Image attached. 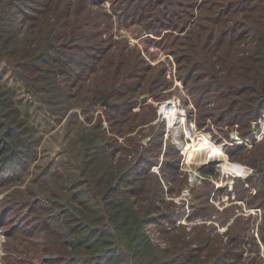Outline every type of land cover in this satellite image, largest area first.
Masks as SVG:
<instances>
[{"label":"rangeland","instance_id":"1","mask_svg":"<svg viewBox=\"0 0 264 264\" xmlns=\"http://www.w3.org/2000/svg\"><path fill=\"white\" fill-rule=\"evenodd\" d=\"M217 3L222 2L151 0L147 4L141 0L92 1L89 4L94 12L88 28L90 44H96L103 56L96 73L101 71L103 63L109 65L107 68L102 65L105 69L101 74L94 73L91 78L98 76L103 81L105 72L107 75L115 69L112 64H121L120 54L125 53L123 59L129 63L128 83L141 82L143 85L138 93L128 92L117 98L105 99L107 105H103V101L84 107L83 101L78 99L74 100L75 107L68 112L63 111L59 115L46 112L44 108L47 105L31 95L30 88L17 80L12 69L0 60V77L15 88L21 103L30 104L27 109L37 125L36 137L39 139L36 151L30 153L31 160L23 159L6 167L0 164V264H54V256L45 251L52 246L53 235L47 238L44 228L40 231L37 227L42 226V219L53 223L56 216H63L64 211L53 210L56 194L64 193L63 186L67 185L65 174L79 176L75 169L81 166L78 160V149L82 146L79 139L98 131L105 134V143H108L102 155L113 154L116 171H119L116 165L127 167L124 180L136 182L149 176L146 188L152 189L153 193L157 190V178L162 182L164 192L159 213L163 215L158 217L159 214H155L152 222L147 224L152 242L157 247L169 248L173 235L187 234L186 239L190 241L192 235L188 234L201 224L214 227L211 230L214 242L226 245L244 225L247 230L244 237H240L241 248L234 250L238 256H231L230 262L258 264L264 261V243L260 235V228L264 225V172L257 173L246 163L251 151L258 153L264 148V107L256 110L245 107V111L235 108L228 112V107H222L226 101L220 100L216 93H200L197 87L207 80L198 82L203 71L188 51L191 29L199 26L201 32L207 34L213 28L212 21L222 15L220 11L223 8ZM246 36L242 32V38ZM244 41L247 49L249 40L246 38ZM90 53L87 57L76 50L73 60L87 65L95 61L92 56L97 59L101 56L96 52ZM208 55L211 62L221 60L222 65L218 63L216 69L225 74L222 70L230 61L226 51L216 48ZM137 64L144 70L142 73L130 71L131 66ZM63 68L59 66L57 69ZM83 68H74V72ZM135 75H140V78H133ZM58 77L57 84L62 83L63 87L68 84L60 82L68 77ZM85 93L81 90L78 97ZM128 97L134 98L135 108L124 106ZM143 98L147 99L144 103ZM168 100H179L189 118L195 121L200 134H206L214 145L221 146L224 153L221 162L206 164V156H199L195 150L191 151L192 160L189 161L188 152L192 149L186 150L183 132L168 128L167 121L158 112L157 104ZM150 118H154L153 121L143 123ZM237 120L239 123L233 124ZM199 143L190 146L196 148ZM138 162L142 164L140 168ZM226 162L247 167V171L245 174L228 173L223 167ZM262 163L264 166V161ZM194 173L201 177L192 178L194 182L191 183ZM53 174L58 181L56 183L50 179ZM141 183L139 180L137 185ZM82 191L69 190L67 195ZM201 199L206 204H201ZM34 202L36 212L32 210ZM206 207L212 209V217H208L210 214ZM164 216L171 217L173 222H168ZM227 216L231 218L222 225ZM155 220L158 221L157 226L153 223ZM219 235L222 242L216 240ZM229 248L232 249V245Z\"/></svg>","mask_w":264,"mask_h":264},{"label":"trees","instance_id":"2","mask_svg":"<svg viewBox=\"0 0 264 264\" xmlns=\"http://www.w3.org/2000/svg\"><path fill=\"white\" fill-rule=\"evenodd\" d=\"M92 1L97 0H0V60L12 69L17 80L30 88L31 95L47 105L44 108L46 112L59 115L74 108V100L81 99L84 107L93 106L128 92L138 93L143 88L141 82L128 83L129 63L123 59L125 53L120 54L121 64H112L115 69L107 75L105 72L103 81L99 80L98 76L109 64L103 63L105 68L101 65V71L96 73L103 56L96 44H90L88 28L94 12L89 4ZM102 1L105 0H99ZM220 1L222 3L217 4L223 8L220 11L222 15L212 21L213 28L209 33L201 32L199 26L189 30L188 51L203 71L198 82L207 80L197 90L203 94L216 93L220 100L226 101L222 107H228V112H233L235 108L243 111L245 107L263 108L264 0ZM242 32L249 40L247 49L244 48ZM216 48L226 51L230 57L231 62L222 70L225 74L216 69L218 63L222 65L221 60L211 62L209 59V51ZM76 50L87 57L90 52L101 53V56L98 59L92 56L95 61L86 65L73 60ZM59 66L65 68L58 71ZM82 67L85 68L74 72V68ZM131 70L144 71L138 64L132 65ZM94 73L98 76L91 78ZM58 75L68 77L60 81L68 84L64 87L62 83L57 84ZM133 78H140V75ZM148 82L150 85V78ZM81 90L86 93L78 97ZM17 95L15 88L0 77V164L4 167L16 165L23 159L31 160L30 153L36 151L39 144L37 125L27 109L30 104L21 103ZM40 95L44 96L39 98ZM133 99L126 98L124 106L135 108ZM238 123L239 120L233 124ZM79 142L82 145L78 149L81 166L75 168L79 176L63 175L67 185L63 186V195L56 194L55 197L53 210L64 211L63 216H56L53 223L42 219V226L37 227L40 231L44 228L47 238L53 235L52 246L45 251L54 256V264H234L229 258L238 256L234 250L241 248L240 237H244L246 226L238 228L227 246L214 242L211 236L214 227L201 224L188 234L192 235L190 241L186 239L187 234L173 235L169 248L157 247L152 242L147 224L152 222L155 214H159L158 217L163 215L159 213V204L163 202L161 194L164 192L160 179L157 178L154 193L146 188L149 176L136 182L124 180L127 167L116 165L119 170L116 171L113 154L102 155L108 143H105L106 136L101 131L81 137ZM262 161L264 148L258 153L251 151L246 163L253 166L257 173H262ZM137 165L138 168L142 166L139 162ZM50 179L54 183L57 181L54 174ZM139 180L142 183L137 185ZM69 190L84 191L67 195ZM201 200V204H206L204 199ZM262 200L264 204V191ZM35 203L33 212L38 211ZM211 211L206 207V212L210 214L208 217L213 216ZM229 217L223 219L222 225H226ZM164 219L173 222L171 217L164 216ZM153 223L157 226L158 221ZM195 230L198 232L195 233ZM260 235L264 243V225L260 228ZM216 240L223 241L220 235ZM263 263L260 261L258 264Z\"/></svg>","mask_w":264,"mask_h":264},{"label":"built area","instance_id":"3","mask_svg":"<svg viewBox=\"0 0 264 264\" xmlns=\"http://www.w3.org/2000/svg\"><path fill=\"white\" fill-rule=\"evenodd\" d=\"M158 112L159 114L167 121L168 128H171L172 131L179 130L183 132L184 139L187 146L194 143H199L201 141V134L198 131L195 121L189 118L186 109L182 106L179 100H168L164 103H159ZM173 119V124H170L169 119ZM212 145H214L212 143ZM211 163L208 161L206 164ZM214 163V162H212ZM195 177L190 178V182L193 183V179L196 180V177H201L198 173H194ZM186 192H189L187 190Z\"/></svg>","mask_w":264,"mask_h":264},{"label":"bare ground","instance_id":"4","mask_svg":"<svg viewBox=\"0 0 264 264\" xmlns=\"http://www.w3.org/2000/svg\"><path fill=\"white\" fill-rule=\"evenodd\" d=\"M170 124H173V119H169ZM202 136V141L197 144L196 148L198 147L199 149L197 150L195 146H187V148L192 149L188 152L189 155V161L192 160V154L191 151L195 150L194 153H197L199 156H206V163L208 161L210 162H221L222 157L224 155L223 151L220 149V147L216 145H212V140L210 141L209 137L206 134H201ZM193 147V148H192ZM187 150V149H186ZM224 162V161H223ZM223 167L227 170L228 173H238V174H245L247 171L246 168L234 166L229 162H226L223 164ZM224 170V169H223Z\"/></svg>","mask_w":264,"mask_h":264},{"label":"water","instance_id":"5","mask_svg":"<svg viewBox=\"0 0 264 264\" xmlns=\"http://www.w3.org/2000/svg\"><path fill=\"white\" fill-rule=\"evenodd\" d=\"M146 100H147L146 98H143V99H142V103L146 102ZM103 105H107V101H104ZM203 167H204V166H203Z\"/></svg>","mask_w":264,"mask_h":264}]
</instances>
